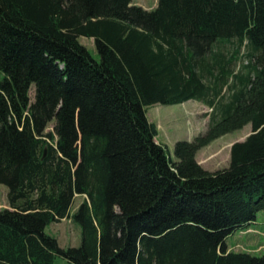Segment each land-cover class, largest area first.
I'll list each match as a JSON object with an SVG mask.
<instances>
[{
	"label": "trees",
	"instance_id": "trees-1",
	"mask_svg": "<svg viewBox=\"0 0 264 264\" xmlns=\"http://www.w3.org/2000/svg\"><path fill=\"white\" fill-rule=\"evenodd\" d=\"M0 72V264H264L227 243L264 212V0H0ZM191 100L209 128L172 158L147 107ZM249 125L227 168L198 163ZM67 219L79 247L46 233Z\"/></svg>",
	"mask_w": 264,
	"mask_h": 264
},
{
	"label": "rangeland",
	"instance_id": "rangeland-1",
	"mask_svg": "<svg viewBox=\"0 0 264 264\" xmlns=\"http://www.w3.org/2000/svg\"><path fill=\"white\" fill-rule=\"evenodd\" d=\"M141 7L152 6L155 0H135ZM147 10V9H146ZM82 45L87 47L93 58L100 61L93 39L80 37ZM224 51L230 56H237L232 64V70L235 76L244 75L247 65V49L240 47L238 41L227 43L222 46ZM4 75L0 72V80ZM232 84V80L229 81ZM35 85L32 86L30 96L32 101L35 98ZM232 91L225 89L221 94V101H227ZM212 109L201 102L191 100L184 104L162 105L156 104L147 107V116L154 123L159 131L158 143L165 146L172 158L175 157V145L179 141L192 142L194 139L207 132L210 123ZM54 123L49 126V131L54 129ZM252 133L251 125L244 129L228 134L214 141L206 148L200 150L196 156L198 163L207 171L216 172L225 169L230 164L231 148L236 142L244 141ZM84 197L77 196L72 208V215L82 204ZM9 208L8 188L0 185V209ZM46 233L57 238L62 248L79 247L82 241L81 227L72 220H64L58 224H51L46 229ZM228 248L236 252L251 253L255 260H264V212L259 213L256 224L249 230L238 231L228 240ZM55 264H69L66 260L58 257Z\"/></svg>",
	"mask_w": 264,
	"mask_h": 264
},
{
	"label": "crops",
	"instance_id": "crops-1",
	"mask_svg": "<svg viewBox=\"0 0 264 264\" xmlns=\"http://www.w3.org/2000/svg\"><path fill=\"white\" fill-rule=\"evenodd\" d=\"M132 4L138 5V3L135 0H132ZM157 6H158V0H155L152 6H148V7L145 6L144 9L151 11V10H154L155 8H157ZM227 243H228V241H227ZM229 251H231V250L229 249Z\"/></svg>",
	"mask_w": 264,
	"mask_h": 264
}]
</instances>
